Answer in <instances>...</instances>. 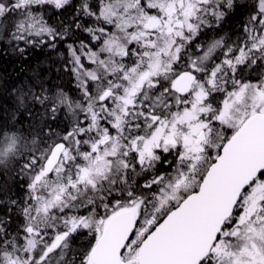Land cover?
<instances>
[{"label": "snow or ice", "instance_id": "obj_1", "mask_svg": "<svg viewBox=\"0 0 264 264\" xmlns=\"http://www.w3.org/2000/svg\"><path fill=\"white\" fill-rule=\"evenodd\" d=\"M61 43L80 95L54 65L15 90L0 264H264V0H0V56Z\"/></svg>", "mask_w": 264, "mask_h": 264}, {"label": "trees", "instance_id": "obj_2", "mask_svg": "<svg viewBox=\"0 0 264 264\" xmlns=\"http://www.w3.org/2000/svg\"><path fill=\"white\" fill-rule=\"evenodd\" d=\"M254 2V0H250ZM48 16L52 19L50 23H56V16L53 13L51 8L48 9ZM62 18V17H61ZM243 19L246 20V15L243 16ZM241 17L237 16L236 19L229 22L226 26L225 32H218L204 29V34L198 38L194 43L200 45V47H191L188 50V54L192 58L201 56L206 50V46L215 39H219L221 36L227 34L230 37L231 41H238L243 39L244 34L241 31ZM87 34L79 32L77 30L75 35H72L70 38H67L66 43L71 44L75 42V46L79 47L80 40H85L87 42ZM58 52L52 51L50 49H43L35 51L27 61H24L18 58L10 50L7 55L0 56V128H2V135H0V147H3V138L4 136L11 135L15 129L12 127L15 125V128H20L21 126L16 124V121L10 118V113L12 111V106L14 103V93L15 90L22 87L27 83L28 78L34 73L33 68L37 66L47 67L49 65H54L57 69H61L56 73H49L51 77V83L53 85H59L61 89L68 92L69 95L75 94L78 98L80 93L77 91V81L75 77L67 71L62 69V65L65 60L70 59V54L67 52L66 44L61 43L58 45ZM49 53L51 57L49 58ZM253 68L258 69L249 71L245 74L246 78L255 79L259 76L264 75V68H260L259 64L254 65ZM59 126L53 125L56 132L60 135L64 134L65 128L71 127V116L69 114L62 113L61 119L58 121ZM6 125V126H5ZM27 122L23 127H27ZM56 139V137H53ZM51 143V141H49ZM167 167V166H166ZM140 183H143V178H137ZM26 185L23 190H17L22 196L26 192ZM86 210L80 209V213L83 214ZM90 237L80 236L75 240L74 246L77 250H83L88 243Z\"/></svg>", "mask_w": 264, "mask_h": 264}, {"label": "rangeland", "instance_id": "obj_3", "mask_svg": "<svg viewBox=\"0 0 264 264\" xmlns=\"http://www.w3.org/2000/svg\"><path fill=\"white\" fill-rule=\"evenodd\" d=\"M202 55H203V54H202ZM202 55H201V56H202ZM193 59H195V58H193ZM84 63H85V65L87 66L89 62L85 59V60H84Z\"/></svg>", "mask_w": 264, "mask_h": 264}]
</instances>
